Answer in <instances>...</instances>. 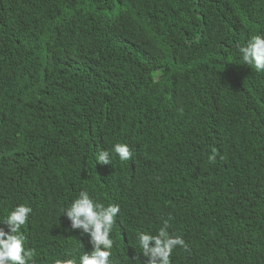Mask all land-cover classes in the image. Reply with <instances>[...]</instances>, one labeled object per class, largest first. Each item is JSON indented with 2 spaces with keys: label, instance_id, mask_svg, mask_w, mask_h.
Instances as JSON below:
<instances>
[{
  "label": "trees",
  "instance_id": "obj_1",
  "mask_svg": "<svg viewBox=\"0 0 264 264\" xmlns=\"http://www.w3.org/2000/svg\"><path fill=\"white\" fill-rule=\"evenodd\" d=\"M253 36L264 0H0V228L31 208L28 264L92 251L64 216L81 191L119 206L110 264H146L138 234L164 221L187 245L170 264H264Z\"/></svg>",
  "mask_w": 264,
  "mask_h": 264
},
{
  "label": "clouds",
  "instance_id": "obj_2",
  "mask_svg": "<svg viewBox=\"0 0 264 264\" xmlns=\"http://www.w3.org/2000/svg\"><path fill=\"white\" fill-rule=\"evenodd\" d=\"M239 53L245 65L254 67L257 72H264V37L253 36L245 46L239 47ZM120 161L131 159L130 149L124 144H116L112 149ZM210 163H215V155L209 157ZM97 163L111 164V155L108 151L98 154ZM31 208L24 205L17 206L6 217L4 224L8 231L0 228V264H28L36 255L35 250H25L24 238L19 235L20 229L27 222ZM119 206H104L94 202L89 194L81 191L77 199L64 211V216L70 221L71 229H82L83 234L90 237L92 246L90 253L84 252L78 264H110L113 241L110 239L115 217ZM167 221L156 235L138 234V246L141 254L147 258L146 264H170V256L176 247L187 250L184 240L172 238L167 229ZM55 264H77L74 259L55 260ZM117 264V263H114Z\"/></svg>",
  "mask_w": 264,
  "mask_h": 264
}]
</instances>
